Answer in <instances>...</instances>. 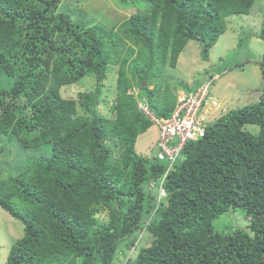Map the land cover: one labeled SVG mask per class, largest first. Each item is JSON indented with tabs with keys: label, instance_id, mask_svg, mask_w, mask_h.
Returning <instances> with one entry per match:
<instances>
[{
	"label": "trees",
	"instance_id": "16d2710c",
	"mask_svg": "<svg viewBox=\"0 0 264 264\" xmlns=\"http://www.w3.org/2000/svg\"><path fill=\"white\" fill-rule=\"evenodd\" d=\"M136 1L146 11L106 29L74 24L57 13L61 0H0V134L31 153L0 178V207L24 231L7 264H264V88L188 142L170 170L134 153L153 126L139 104L169 118L166 70L189 42L208 61L226 19L248 15L254 0ZM257 36L264 42V24ZM259 70L264 83V54ZM112 71L109 119L97 110ZM84 78L93 90L61 96ZM235 209L249 231L216 233L213 222Z\"/></svg>",
	"mask_w": 264,
	"mask_h": 264
},
{
	"label": "rangeland",
	"instance_id": "374dc122",
	"mask_svg": "<svg viewBox=\"0 0 264 264\" xmlns=\"http://www.w3.org/2000/svg\"><path fill=\"white\" fill-rule=\"evenodd\" d=\"M146 9L145 2L136 0H61L57 13L66 14L76 25L100 24L106 29H111L121 24L130 15L146 11ZM226 23L225 33L218 38L208 52V61L201 60L200 45L197 42H189L179 55L176 66L168 68L165 72V76L169 77L168 83L174 95L179 90L187 89L188 96H194L196 91L193 88L205 82L210 84L211 95L220 103L214 106L213 103L208 102L212 112L211 120L205 121L206 123L213 121L215 123L227 112L252 103L253 95L259 97L264 88L259 70V63L264 54V42L257 36L264 24V0H254L248 15L229 16ZM211 76L212 78L217 76V78L210 82ZM115 80L116 74L112 71L104 82V92L101 97L104 105L102 102L97 110L99 115L109 119L113 118L109 105L114 99ZM3 81L4 77H0L2 85ZM93 89L94 81L84 78L79 83L61 87L60 94L64 99L77 100L79 93H88ZM139 105L143 106L146 113H149L144 105ZM78 113L81 112L78 110ZM177 114L178 110L174 107L169 118L162 119L151 115L153 126L147 132L148 134L138 138L134 153L143 158L155 157L158 152L157 146L162 139V128L167 127L170 120ZM4 138L5 136L0 134V178L18 169L25 158L31 154L20 148L14 141L8 142ZM148 186L150 190L156 188L153 182H150ZM156 196L159 202L165 199V194L160 189ZM96 217L101 223L106 224L109 219L108 210L98 211ZM213 229L216 233L222 234L236 230L249 231V220L242 210L235 209L218 217L213 222ZM23 235L22 223L0 207V264H7L8 250L12 243L21 239ZM143 235L140 245L145 247L149 245L151 238L146 232ZM133 251L136 249L126 253V262L133 260V257H130Z\"/></svg>",
	"mask_w": 264,
	"mask_h": 264
},
{
	"label": "built area",
	"instance_id": "2783aa9c",
	"mask_svg": "<svg viewBox=\"0 0 264 264\" xmlns=\"http://www.w3.org/2000/svg\"><path fill=\"white\" fill-rule=\"evenodd\" d=\"M206 87L201 88L194 96H181L178 99V114L170 120L167 127L162 128V139L159 146L164 150L158 155L159 159L168 158L173 161L178 151L177 148H167V143L174 137H179L180 142L193 140L203 133L202 121L208 113L207 103L203 101L206 98ZM205 109H201L202 105ZM185 105V107H183ZM180 114L183 117L180 118Z\"/></svg>",
	"mask_w": 264,
	"mask_h": 264
},
{
	"label": "clouds",
	"instance_id": "9594fccd",
	"mask_svg": "<svg viewBox=\"0 0 264 264\" xmlns=\"http://www.w3.org/2000/svg\"><path fill=\"white\" fill-rule=\"evenodd\" d=\"M217 78V76H215V78H212V76L209 78V81L210 82H212L213 80H215ZM202 84H204L203 86L202 85H199V86H197V87H195V88H193V90L194 91H196V93L201 89V88H203V87H206V89H207V94H209V96L208 97H206V102H207V105H208V102H211V103H213V105L214 106H216L218 103H220V101L218 102V101H216L215 99H214V97L211 95V90H210V84L208 83V82H205V83H202ZM261 94V93H260ZM189 95V92L187 91V89H185V90H183V91H181V90H179L177 93H175V108L178 110V104H177V102H178V99L181 97V96H186V97H189L188 96ZM146 109H148L146 106H144ZM205 107V105H204V103H203V105H202V107H201V109H203ZM138 108L146 115V116H148L150 119H151V115H153L149 110V113H146V111L143 109V106H141V105H139L138 106ZM208 109V108H207ZM212 109H208V113L206 114V116H205V118H204V120L202 121V125H203V133L201 134V135H199V136H197L195 139H193V140H186V141H183V142H180V140H179V137H174L171 141H169L167 144V148H177L178 149V151H177V153H176V155H175V159L173 160V161H171V160H169L168 158H164V159H167L168 161H169V163H167V165H168V170H170L172 167H173V164L174 163H176V161L179 159V157H180V155H181V153H182V150H183V148H184V146L188 143V142H192V141H196L197 139H199L200 137H202L204 134H205V132L207 131V128L214 122H211V123H206L205 121H207V120H211V117H210V115H211V111ZM219 110H221V109H219ZM228 113V112H227ZM226 113V114H227ZM225 114V115H226ZM180 118H182L183 117V114H180V116H179ZM151 121H152V119H151ZM159 144H160V142H159ZM179 146H180V148H179ZM157 150H158V152H157V154H156V156H155V158L157 159V160H159V161H162V160H164V159H159L158 158V155L160 154V153H162L164 150H162V148L160 147V146H157ZM164 177H165V175H163L162 176V178L158 181V185L160 184V183H162L159 187H157V192H158V190L160 189L161 191H162V193H164L165 194V198H166V193H165V191H164V189H163V185H164Z\"/></svg>",
	"mask_w": 264,
	"mask_h": 264
},
{
	"label": "bare ground",
	"instance_id": "6f19581e",
	"mask_svg": "<svg viewBox=\"0 0 264 264\" xmlns=\"http://www.w3.org/2000/svg\"><path fill=\"white\" fill-rule=\"evenodd\" d=\"M215 38H216V37H215ZM201 85L203 86L204 84H201ZM208 96H209V94L206 95V97H208ZM203 101H204L205 103H207L205 97H203ZM209 103H210V102H209ZM183 107H185V105H184ZM206 107L209 109V105H207ZM206 107H204L203 109H205ZM148 188H149V186H148ZM248 220H250V218H248ZM142 235H143V234H142ZM128 249H129V248H128ZM132 249H134V248H132ZM8 252H9V250H8ZM7 255H8V254H7Z\"/></svg>",
	"mask_w": 264,
	"mask_h": 264
}]
</instances>
